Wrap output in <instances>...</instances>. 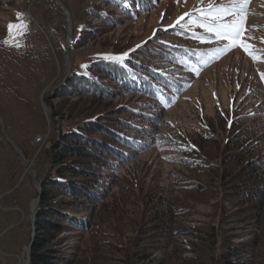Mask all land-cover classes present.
<instances>
[{
    "label": "trees",
    "instance_id": "16d2710c",
    "mask_svg": "<svg viewBox=\"0 0 264 264\" xmlns=\"http://www.w3.org/2000/svg\"><path fill=\"white\" fill-rule=\"evenodd\" d=\"M100 1L110 14L94 7L99 25H89L77 43L151 8V0ZM158 30L83 71L72 68L46 97L60 127L44 151L47 168L36 173L41 193L29 264H162L154 255L169 250L178 235L202 243H190L197 253L191 264H252L255 255L264 262V134L257 122L263 114L220 113L223 141L210 123L190 132L170 128L163 114L189 88L197 56L210 51L170 43L169 36H186L183 24ZM150 150L173 166L170 187L154 181L145 187L147 175L130 169ZM209 200V221L187 228L196 207ZM125 222L129 230L121 229ZM234 222L248 242L229 235Z\"/></svg>",
    "mask_w": 264,
    "mask_h": 264
},
{
    "label": "rangeland",
    "instance_id": "374dc122",
    "mask_svg": "<svg viewBox=\"0 0 264 264\" xmlns=\"http://www.w3.org/2000/svg\"><path fill=\"white\" fill-rule=\"evenodd\" d=\"M165 1L151 0L147 13H134L133 19L120 21L100 32L95 40L79 44L77 39L88 32L89 25H99L90 12L94 7H103L110 14L109 6L100 0H0V264L25 263L32 236L29 206L37 197V190L18 151L39 183L36 173L41 176L47 168L44 151L60 127L45 99L63 84L72 68L83 71L107 52L141 45L155 31L161 33L159 27L174 25L183 16L178 25L183 24L188 33L185 37L169 36V42L197 53L206 49L210 53L197 56L196 65L190 69L189 88L166 109L163 119L170 128L189 132L201 128V122L210 123L223 141L226 133L216 125L222 120L221 114L230 116L238 110L245 113L254 109L263 114L257 122L264 134V0H248L244 5L245 23L239 39L251 46V55L227 39H217L201 26L237 19L227 10L238 7V0ZM217 9L225 10L224 19L212 21L210 14H216ZM18 14L21 20L17 19ZM115 14L117 11L112 17ZM20 22L27 25V31L20 35L14 29L10 36L8 25ZM17 43L19 47L15 46ZM84 103L88 101L77 104ZM39 137H43V144L35 142ZM129 167L147 175L145 187L149 181H154L159 189L172 184L170 172L174 168L155 150L141 154ZM213 204L209 200L197 206L195 215L184 225L189 229L203 227L209 221ZM234 223L229 235H235L238 243L248 242V238H242V227ZM121 225V229L129 230L128 223ZM172 241L169 250L154 255L162 264H191L188 259L196 258L197 253L191 250L190 243L202 245L192 235H178ZM260 253L264 256V246ZM250 259L252 264H264L260 256Z\"/></svg>",
    "mask_w": 264,
    "mask_h": 264
},
{
    "label": "snow or ice",
    "instance_id": "6c2138e0",
    "mask_svg": "<svg viewBox=\"0 0 264 264\" xmlns=\"http://www.w3.org/2000/svg\"><path fill=\"white\" fill-rule=\"evenodd\" d=\"M248 2V0H238V4L239 6H234L232 9L227 10L229 14L234 15L236 17H238L237 19H234L231 23H207V24H203L201 25L202 27H204L206 29L207 32L212 33L217 39H227L229 41L230 44L232 45H238L239 47H241L243 49V51L249 55H251L250 52V45L245 44L240 38L241 36V31L244 28V5ZM224 13L225 10L223 9H217L216 10V14H210V19L212 21H219L224 19ZM187 15V14H185ZM18 20H21V16L18 14L17 16ZM184 17H180V20H183ZM180 20L177 21V23L180 22ZM16 29L18 34L23 35L24 32L27 31V25L23 22H20L18 24H9L8 25V31H9V35L12 36L13 35V30ZM211 38V37H210ZM209 38V39H210ZM203 39V38H201ZM6 44H8V41H5ZM8 46H13V45H8ZM16 47H19L20 45L17 43L15 45ZM218 52L221 51L220 49L217 50ZM127 54H125L126 56ZM123 58V57H121ZM253 60H256L257 58L255 56H252ZM262 75V79H264V74Z\"/></svg>",
    "mask_w": 264,
    "mask_h": 264
},
{
    "label": "water",
    "instance_id": "95a60500",
    "mask_svg": "<svg viewBox=\"0 0 264 264\" xmlns=\"http://www.w3.org/2000/svg\"><path fill=\"white\" fill-rule=\"evenodd\" d=\"M18 151V150H17ZM18 154L23 162V164L27 165V169L32 173L33 179H34V183H35V187L37 190V197L31 201V204L29 206V212H30V223L32 226V236H31V241L26 249V256H25V263L24 264H29V253H30V248L34 239V219H35V211L39 202V197H40V193H41V182H37L36 178H35V174L31 168V166L28 164V162L24 159V157L22 156V154L18 151Z\"/></svg>",
    "mask_w": 264,
    "mask_h": 264
},
{
    "label": "built area",
    "instance_id": "2783aa9c",
    "mask_svg": "<svg viewBox=\"0 0 264 264\" xmlns=\"http://www.w3.org/2000/svg\"><path fill=\"white\" fill-rule=\"evenodd\" d=\"M37 144H43V137H39L35 139Z\"/></svg>",
    "mask_w": 264,
    "mask_h": 264
},
{
    "label": "bare ground",
    "instance_id": "6f19581e",
    "mask_svg": "<svg viewBox=\"0 0 264 264\" xmlns=\"http://www.w3.org/2000/svg\"><path fill=\"white\" fill-rule=\"evenodd\" d=\"M25 165V164H24ZM25 166H27V165H25Z\"/></svg>",
    "mask_w": 264,
    "mask_h": 264
}]
</instances>
